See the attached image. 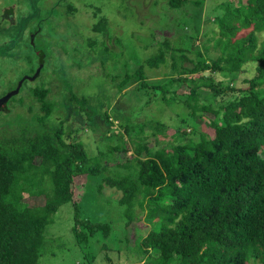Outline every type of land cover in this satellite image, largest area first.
I'll use <instances>...</instances> for the list:
<instances>
[{"label":"trees","instance_id":"obj_1","mask_svg":"<svg viewBox=\"0 0 264 264\" xmlns=\"http://www.w3.org/2000/svg\"><path fill=\"white\" fill-rule=\"evenodd\" d=\"M187 1L167 0V5L180 9ZM239 2L236 8L226 9L217 24V42L221 40L223 45L220 58L207 62L200 54L191 58L186 51L166 52L169 44L164 42L163 49L124 74L118 84L120 91L127 83L137 82L141 89L153 90L164 104H174L172 112L178 110L177 117L187 109L189 117L207 118L213 131L212 137L201 133L196 140L172 138L162 142L158 136L167 127L159 116L121 125L132 142L131 163H117L99 187L121 192L118 203L125 209V227L134 223V211L141 210V217L136 219L144 218L150 229L135 244L154 264H246L250 260L264 264V39L258 43V36L264 34V0ZM235 18L234 23L239 24L225 25ZM248 28L251 31L247 35L236 37ZM24 44L33 49L31 40H24ZM36 56L40 65L44 55ZM167 56L174 74L149 83L145 65L157 69ZM185 62L192 66L185 67ZM247 62L256 64L247 88L223 84L224 77L238 73ZM27 64L31 73L39 67L31 59ZM204 71L214 75H199ZM219 72L223 79L215 76ZM193 74L197 76L188 78ZM181 83H186L188 92L177 96L174 89ZM19 89L18 84L0 96V113H9L7 104ZM29 90L43 113L36 120L44 129H35L28 137L25 132L18 138L0 137V264H37L46 225L59 207L69 202L74 207L73 234L78 245L87 246L97 235L103 240L111 235L108 223L79 220L78 197L85 177L104 173L113 154L124 148L114 146L107 153L99 152L94 160L80 144H65L61 128L48 130L45 125L54 114L48 99L50 88ZM68 100L82 108L87 103L75 93L68 95ZM104 118L110 119L107 115ZM95 119L94 125L98 122ZM173 121L187 124L183 119ZM38 177L47 178L51 187L36 194L43 195V205L29 207L23 198L33 195L28 186Z\"/></svg>","mask_w":264,"mask_h":264},{"label":"rangeland","instance_id":"obj_2","mask_svg":"<svg viewBox=\"0 0 264 264\" xmlns=\"http://www.w3.org/2000/svg\"><path fill=\"white\" fill-rule=\"evenodd\" d=\"M239 3V0H188L180 9H171L167 0H0V96L20 83L17 96L7 104L9 113H0V137L18 138L23 132L28 137L34 135L35 129H44L36 120L43 113L29 89L45 86L50 88L48 99L54 111L45 125L48 130L61 128L65 144L72 141L80 144L91 159L114 146L120 150L124 148L113 154L107 171L85 177L78 197L79 220L108 223L111 227L109 238L103 240L97 235L87 246L78 245L73 234L74 207L66 203L59 207L44 229L37 264H154L152 258L142 256L140 246L135 244L136 239L145 236L150 229L144 218L136 219L141 217V210L134 211L137 214L134 223L125 227V209L118 203L121 192L103 184L99 187L108 170L114 169L117 163H131L132 142L121 125H133L159 116L167 127L158 136L162 142L172 138L196 140L201 133L212 137L213 131L207 118L189 117L187 109H182L177 117L178 110L172 112L174 104H164L153 90L141 89L137 82L127 83L120 91L118 84L124 74L131 73L163 49L164 42L169 44L166 52L186 51L191 53V58L200 54L207 62L220 58L223 45L221 40L217 42L218 25L226 9H234ZM10 17L12 24L7 22ZM234 21L236 18L225 25L239 24ZM250 31L251 28L241 30L236 37ZM23 39L31 40L33 49L26 47ZM263 39L264 34H260L258 43ZM39 54L44 55L43 66L38 78L32 81L30 77L36 71L31 73L27 60L39 66L36 56ZM170 64L167 56L157 69L145 65L147 81L156 83L174 74ZM255 65L244 63L238 73L224 77L223 84L247 88L248 80L255 74ZM191 66L185 62V67ZM199 75L214 74L204 71ZM222 75V72L215 73L218 79H223ZM174 90L177 96L188 92L186 83ZM72 93L87 99L84 108L68 100ZM93 118L98 121L95 125ZM178 119L187 124L173 121ZM154 145L152 138L150 146ZM32 180L38 182V186L36 183L28 186L33 195L25 194L23 202L29 207L43 205V195L36 194L49 189L51 183L47 178ZM246 264L261 263L250 260Z\"/></svg>","mask_w":264,"mask_h":264},{"label":"water","instance_id":"obj_3","mask_svg":"<svg viewBox=\"0 0 264 264\" xmlns=\"http://www.w3.org/2000/svg\"><path fill=\"white\" fill-rule=\"evenodd\" d=\"M42 66H43V62H42V60H41V61H40V65H39V67H38L36 73L34 74V76L30 77V80H34V79L36 78V76L38 75L39 70H40V68H41ZM19 85H20V83H19ZM2 103H3V101H0V104H2Z\"/></svg>","mask_w":264,"mask_h":264},{"label":"flooded vegetation","instance_id":"obj_4","mask_svg":"<svg viewBox=\"0 0 264 264\" xmlns=\"http://www.w3.org/2000/svg\"><path fill=\"white\" fill-rule=\"evenodd\" d=\"M7 22H8L9 24H12V23H11V17L7 19Z\"/></svg>","mask_w":264,"mask_h":264}]
</instances>
